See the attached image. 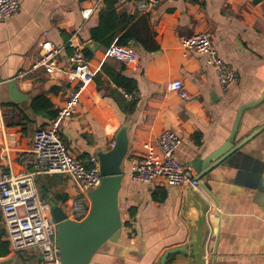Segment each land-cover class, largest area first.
Here are the masks:
<instances>
[{"label": "crops", "instance_id": "obj_1", "mask_svg": "<svg viewBox=\"0 0 264 264\" xmlns=\"http://www.w3.org/2000/svg\"><path fill=\"white\" fill-rule=\"evenodd\" d=\"M18 1L16 12L0 20V177L31 171L32 133L50 122L45 124L48 120L32 113L28 99L20 107L8 102L6 83L15 78L18 89L31 94L29 99L46 93L54 109L63 106L73 85L67 77L42 70L20 73L29 68L39 41L59 47L76 33L83 44L87 42L102 5V0ZM139 1L118 0V13H140ZM85 6L94 8L87 19L80 14ZM148 19L160 50L147 53L134 47L140 58L128 67L107 57L99 45L89 56L92 76L80 91L78 111L61 126L66 149L81 159L109 149L120 125L129 126V150L118 192L122 228L89 264H155L167 249L188 245L191 222L183 216L184 188L129 177L144 142L153 141L164 129L175 131L182 140L176 156L189 165L199 150L211 151L227 140L238 112L234 144L264 123V0H159ZM198 31L210 35L218 54L236 70L237 83L221 87L204 55L182 52L181 39ZM117 73L135 80L132 108L128 106L132 95L112 80ZM173 79L192 95L190 101L168 90L166 83ZM208 177L216 203L200 187L196 190L210 204L205 264H211L215 239L213 264H264V127L242 145L237 158L219 163ZM34 179L45 202L62 206L76 192L73 182L61 174H39ZM0 236L6 241L1 216ZM184 259L188 257L177 254L167 264H181ZM0 264L39 262L36 255L9 250L0 256Z\"/></svg>", "mask_w": 264, "mask_h": 264}, {"label": "built area", "instance_id": "obj_2", "mask_svg": "<svg viewBox=\"0 0 264 264\" xmlns=\"http://www.w3.org/2000/svg\"><path fill=\"white\" fill-rule=\"evenodd\" d=\"M159 0H140L138 9L141 14H150ZM19 7L18 0H0V20L10 17ZM94 11L93 7H81L80 14L87 19ZM73 33L62 46H55L49 40L37 43V54L29 68L20 73L25 75L43 71L50 76L67 77L73 85L67 90L65 103L57 108L56 116L44 127L34 130L30 142L29 165L31 171L25 175L0 177V216L3 221L5 240L9 250L14 253L26 252L41 258L40 264H60L59 249L56 243V222L53 221L47 202L40 197L34 177L39 174H61L74 184L76 192L61 206L66 218L79 222L90 210L87 191L100 182V174L95 155L86 159L72 155L60 138L64 119L72 117L78 111L80 91L92 72L89 56L83 50V43ZM182 52L194 51L205 56L206 64L214 70L221 87L237 83L236 70L217 52L210 35L198 31L181 39ZM65 49L67 64L61 56ZM105 55L125 66L131 67L139 61L138 51L131 45L112 43L105 49ZM168 90L178 97L190 101L192 95L179 79L166 83ZM180 136L171 129L160 131L153 141L143 143V151L135 162L129 177L141 183L162 182L166 186L199 187L195 172L188 164H181L176 154L181 146Z\"/></svg>", "mask_w": 264, "mask_h": 264}, {"label": "water", "instance_id": "obj_3", "mask_svg": "<svg viewBox=\"0 0 264 264\" xmlns=\"http://www.w3.org/2000/svg\"><path fill=\"white\" fill-rule=\"evenodd\" d=\"M83 46L93 53L99 47V44L89 40ZM6 89L7 101L13 104L20 105L31 96V94L22 93L18 89L15 78L6 83ZM238 125L239 112L227 140L211 151L199 150L197 156L189 163L195 172L198 187L214 203H216V200L207 183L208 175L219 163L226 165L229 160L232 161L237 158L242 145L264 127L263 123V125L234 144ZM128 129V123L120 125L109 149L99 150L95 154L101 178L99 184L86 193L90 200V210L84 219L79 222L68 219L61 206L52 200L47 201L50 215L53 221L56 222V243L59 249L60 264H89L92 255L106 241L114 240L120 233L122 220L118 207V192L122 185L123 163L129 150L130 137ZM209 208L210 204L207 198H204L190 187L184 188L183 216L191 222L188 245L167 249L155 264H167L174 261L177 254L188 257L181 264L206 263L205 243L209 232L206 213ZM211 214L216 216L217 212L213 210ZM215 246L216 239L213 248L210 250L209 259L211 264L214 263ZM38 262L40 264V257Z\"/></svg>", "mask_w": 264, "mask_h": 264}, {"label": "trees", "instance_id": "obj_4", "mask_svg": "<svg viewBox=\"0 0 264 264\" xmlns=\"http://www.w3.org/2000/svg\"><path fill=\"white\" fill-rule=\"evenodd\" d=\"M117 3L118 0H102V5L98 11V23L90 29L87 41L93 40L105 49L112 43H117L131 45L147 53L160 50L155 40V32L149 23L148 15L138 12L133 14L126 12L118 13L116 8ZM83 50L88 56H91V52L85 47H83ZM98 77L96 75L95 80L99 88ZM112 80L126 94L132 95V99L128 103V106L132 108L135 102L133 96L137 90L135 80L121 73H117ZM13 105L20 107L18 104ZM28 106L33 114L42 116L48 120L45 124L53 119L57 113L46 93H39L28 99ZM8 253V243L2 240L0 236V256Z\"/></svg>", "mask_w": 264, "mask_h": 264}, {"label": "rangeland", "instance_id": "obj_5", "mask_svg": "<svg viewBox=\"0 0 264 264\" xmlns=\"http://www.w3.org/2000/svg\"><path fill=\"white\" fill-rule=\"evenodd\" d=\"M179 162H180L181 164H185V163H183V161H181V160H179Z\"/></svg>", "mask_w": 264, "mask_h": 264}, {"label": "bare ground", "instance_id": "obj_6", "mask_svg": "<svg viewBox=\"0 0 264 264\" xmlns=\"http://www.w3.org/2000/svg\"><path fill=\"white\" fill-rule=\"evenodd\" d=\"M89 81L87 80L85 83H88Z\"/></svg>", "mask_w": 264, "mask_h": 264}]
</instances>
